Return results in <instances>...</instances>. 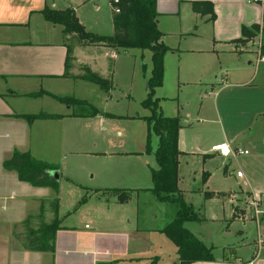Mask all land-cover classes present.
<instances>
[{
    "label": "crops",
    "instance_id": "crops-1",
    "mask_svg": "<svg viewBox=\"0 0 264 264\" xmlns=\"http://www.w3.org/2000/svg\"><path fill=\"white\" fill-rule=\"evenodd\" d=\"M95 1L0 0V264H158V258L146 251L150 243L148 234L137 227L134 215L117 200V194L105 197V189L88 182L73 184L82 187L85 202L80 208L89 214L91 224H62L59 212L63 198L58 189L60 229L55 234L53 252L26 249L22 240L23 222L37 216L40 203L44 201L42 219L49 223L53 219L49 202L55 193L50 187H35L19 181L15 172L3 168V161L13 151L28 152L34 157L35 145L31 140L34 128L41 130L48 124L47 131L52 132L55 124H59L58 134H64L65 127L71 124L87 126L90 117L71 116V106L56 98L86 101L87 90L97 84L82 76L86 69L99 75L95 60L87 53L109 49L110 56L114 57L118 48L73 40L76 35L65 34L61 25L45 20L42 11L44 8L72 9L84 28L85 20L80 18L79 11L87 4H92L96 10ZM196 1L212 5L213 20H210V14L192 11V2ZM259 1L156 0V21L162 38L174 35L180 40L189 39L192 44L204 42L203 49L194 47L198 52L234 54L226 73H221L218 78L214 76L209 89L214 94L216 119L222 125L224 141L219 144L248 151L236 158V172L240 171L242 175H235L240 184L233 192L242 206L235 207L234 218L255 222V237L248 243L250 255L240 261L244 264H264V60L257 61L254 49L258 41L264 45V31L246 42L245 48H240L235 41L241 37L242 26L259 24L264 28ZM109 7L111 10L110 3ZM170 51L173 53L172 48ZM127 53L128 50H123V54ZM39 91L44 94L32 96ZM38 113L60 115L61 118L28 123L17 117ZM53 133L56 134L55 129ZM62 141H59V147L61 142L67 147L64 137ZM216 145H212L211 150ZM71 147L68 152L71 156L91 151L77 144ZM53 165L59 169L58 180L63 177L70 181L68 172H63L68 164H62L63 168ZM252 200L262 207V214L257 218L253 214ZM44 212L49 213V218ZM32 223L36 224L38 220L33 218ZM173 255L172 264H178L175 249Z\"/></svg>",
    "mask_w": 264,
    "mask_h": 264
},
{
    "label": "rangeland",
    "instance_id": "rangeland-1",
    "mask_svg": "<svg viewBox=\"0 0 264 264\" xmlns=\"http://www.w3.org/2000/svg\"><path fill=\"white\" fill-rule=\"evenodd\" d=\"M95 4L96 10L92 4H87L79 11L80 18L85 20L84 30L96 36L112 35L109 0H96ZM259 33L260 30L256 32ZM73 37V40L79 39ZM161 41L172 48L173 53L167 50L163 56L162 81L150 97L153 105L147 103V81L152 69L149 49L130 48L123 54V49L118 48L114 57L110 56L109 49L91 50L87 54L95 60L98 76L111 82L108 92L94 84L87 90L86 101L98 113L90 117L87 126H64V134H58L59 124L53 127L56 134L47 131L48 124L41 130L34 128L31 133L32 145H35L33 156L61 168L62 164H68L63 172H68L70 181L63 177L58 180L63 198L59 212L63 225L91 224L89 214L80 208L85 202L82 187L74 184H98L105 189V197L117 194L118 200V193L127 196L125 202L120 203L134 215L137 227L148 234L150 243L146 251L158 258V264H172L175 248L162 230L176 218L179 204L159 201L150 188L152 170L157 169L153 153L158 138L153 130V116L177 117L181 151L177 188L183 202L191 206L196 215V219L184 222L183 226L211 249L212 261L202 264H244L240 261L250 255L248 243L255 237V222H242L233 216L235 207H242L233 196L240 184L235 177L236 159H227L211 150V146L223 142L224 137L221 122L214 112V94L209 84L214 82V76L218 78L226 73L234 54L198 52L194 47L203 49L204 42L192 44L191 40H180L174 35L164 36ZM235 42L240 48L247 46ZM63 137L68 142L67 147L62 146ZM73 144L91 151L71 156L68 152ZM44 216L49 218V213L44 212ZM156 257L153 259L157 260Z\"/></svg>",
    "mask_w": 264,
    "mask_h": 264
},
{
    "label": "trees",
    "instance_id": "trees-1",
    "mask_svg": "<svg viewBox=\"0 0 264 264\" xmlns=\"http://www.w3.org/2000/svg\"><path fill=\"white\" fill-rule=\"evenodd\" d=\"M112 13L113 34L110 36H96L84 30L79 23L72 9L50 10L44 8L42 13L45 20L59 24L63 27L65 34H75L80 40H87L90 43H103L108 47L121 48L127 50L130 48L149 49L152 53L151 75L147 81L149 90L148 104L154 103L150 100L155 87L159 86L163 75V56L167 50H170L161 41L162 33L157 27L156 0H118L116 8L118 13L114 12V5L109 0ZM262 6V21L264 22V0H260ZM192 11L197 14H210V20L214 19L213 8L210 3L192 2ZM259 24H253L250 27H241V38L238 42L246 43L257 36L256 32L260 29ZM264 30V28L262 27ZM264 54V45L261 48ZM87 73L83 79L93 82L100 89L108 92L110 83L107 79L91 73ZM44 94L39 91L32 96ZM59 101L73 107L71 116L73 117H92L98 111L83 100L72 98L59 99ZM155 112V108L153 109ZM25 119L28 123L37 119H57L60 115L53 114H30L17 115ZM180 128L177 117H164L162 115L153 116V130L158 138L157 146L154 150V157L157 163V169L152 170L153 186L150 190L156 195L159 201L176 202L179 209L176 218L162 230V233L172 242L175 247L179 264H193L211 262V249L207 248L197 237L184 228L186 221L196 219L191 206L186 205L179 189L177 188V164L178 156L181 152L177 147L178 130ZM3 168L6 171L16 173L19 181L27 182L35 187H50L55 197L49 202L53 211V219L50 223H45L42 219V210L44 201H41L39 214L33 218L38 223L33 224L32 217H28L23 222L24 247L32 251L53 252L54 238L57 230L60 229L58 219V179H55L51 172L58 170V167L45 161L37 160L28 152L13 151L11 156L3 161ZM116 192H119L116 190ZM127 196L118 193V201L125 202ZM85 199L83 198L82 201Z\"/></svg>",
    "mask_w": 264,
    "mask_h": 264
},
{
    "label": "built area",
    "instance_id": "built-area-1",
    "mask_svg": "<svg viewBox=\"0 0 264 264\" xmlns=\"http://www.w3.org/2000/svg\"><path fill=\"white\" fill-rule=\"evenodd\" d=\"M111 2L115 6L114 7V12L118 13L119 9L116 8V4L118 3V0H112ZM259 30H260V33L258 34V36L261 35L262 26L260 27ZM249 42H251V41H248L247 43H249ZM261 48H262V43L260 41H258V42H256L254 44V49H255V52L257 53V61H263L264 60V54H262ZM213 150L217 154H219V155H221V156H223L225 158H233V159H236L241 154H247L248 153V151H246V150H240L238 148H231L226 143H222V144H218V145L214 146ZM241 175H242V173L240 171L236 172V176L237 177H241ZM251 206H252V209H253L254 216L256 218L259 217L262 214V207L259 204V202L256 201V200H252L251 201Z\"/></svg>",
    "mask_w": 264,
    "mask_h": 264
},
{
    "label": "water",
    "instance_id": "water-1",
    "mask_svg": "<svg viewBox=\"0 0 264 264\" xmlns=\"http://www.w3.org/2000/svg\"><path fill=\"white\" fill-rule=\"evenodd\" d=\"M51 175H52L55 179H58V178H59V171H58V170H55V171L51 172Z\"/></svg>",
    "mask_w": 264,
    "mask_h": 264
}]
</instances>
